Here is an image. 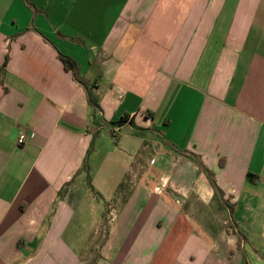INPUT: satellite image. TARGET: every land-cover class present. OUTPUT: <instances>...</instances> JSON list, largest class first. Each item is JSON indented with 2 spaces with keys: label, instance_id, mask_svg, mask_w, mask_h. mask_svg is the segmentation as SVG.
<instances>
[{
  "label": "crops",
  "instance_id": "0c3cea01",
  "mask_svg": "<svg viewBox=\"0 0 264 264\" xmlns=\"http://www.w3.org/2000/svg\"><path fill=\"white\" fill-rule=\"evenodd\" d=\"M101 227L95 264H264V0H0V264Z\"/></svg>",
  "mask_w": 264,
  "mask_h": 264
},
{
  "label": "rangeland",
  "instance_id": "374dc122",
  "mask_svg": "<svg viewBox=\"0 0 264 264\" xmlns=\"http://www.w3.org/2000/svg\"><path fill=\"white\" fill-rule=\"evenodd\" d=\"M109 235V228H99L97 231L96 236L93 238L94 242L91 244H88L86 249L83 250V256L89 258V261L87 264H95L96 260L94 258L98 255V247L102 245V241L104 240V237L106 240L108 239Z\"/></svg>",
  "mask_w": 264,
  "mask_h": 264
},
{
  "label": "trees",
  "instance_id": "16d2710c",
  "mask_svg": "<svg viewBox=\"0 0 264 264\" xmlns=\"http://www.w3.org/2000/svg\"><path fill=\"white\" fill-rule=\"evenodd\" d=\"M61 60H62V62H63V64H64V67L65 68H71V62L68 60V59H66V58H64V57H62L61 58ZM84 87H85V90H86V94H87V100H88V103L91 105V106H97V104H96V100L94 99V97H93V95H92V93H91V91H89L88 89H87V87L84 85V83L83 82H81V81H79ZM123 121V120H122ZM122 121H120V122H122ZM191 157L193 158V160L205 171V173L207 174V176L209 177V180H210V182H211V184L213 185V188L216 190L217 188H216V186H215V184H214V182H213V180L210 178V172L207 170V169H205V167L202 165V163L199 161V158L197 157V156H195L194 154L193 155H191ZM83 167H86V164L85 163H83Z\"/></svg>",
  "mask_w": 264,
  "mask_h": 264
},
{
  "label": "built area",
  "instance_id": "2783aa9c",
  "mask_svg": "<svg viewBox=\"0 0 264 264\" xmlns=\"http://www.w3.org/2000/svg\"><path fill=\"white\" fill-rule=\"evenodd\" d=\"M27 140V135L24 132H20L17 137V143L18 144H24Z\"/></svg>",
  "mask_w": 264,
  "mask_h": 264
}]
</instances>
